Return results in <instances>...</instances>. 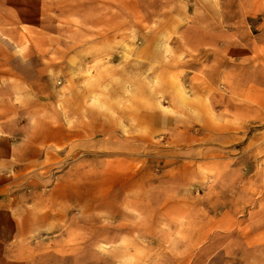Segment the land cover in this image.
Listing matches in <instances>:
<instances>
[{"label":"rangeland","instance_id":"374dc122","mask_svg":"<svg viewBox=\"0 0 264 264\" xmlns=\"http://www.w3.org/2000/svg\"><path fill=\"white\" fill-rule=\"evenodd\" d=\"M254 42L264 0H0V110L74 133L0 121V264H264V123L218 108Z\"/></svg>","mask_w":264,"mask_h":264},{"label":"crops","instance_id":"0c3cea01","mask_svg":"<svg viewBox=\"0 0 264 264\" xmlns=\"http://www.w3.org/2000/svg\"><path fill=\"white\" fill-rule=\"evenodd\" d=\"M243 45L233 46L228 53L229 67H226V80L227 87L232 86V92L229 91L228 93L227 107H218L228 112L229 123L231 120L238 122V124L236 123V125H239L236 128L238 130H245L248 126L264 123V43L254 42L249 47H247L248 45L243 47ZM213 75L214 72L212 71L211 76ZM32 81H26L30 91L32 90L30 86L33 83ZM235 85H239L242 88L241 91H236L237 87ZM20 88L25 91L24 85ZM37 92L33 91L31 94ZM37 95L36 100L38 99V101L48 100L49 98L43 96L42 90ZM34 99L33 97V103ZM20 106L10 108V113H12L9 117H7L8 112L6 110H0V121L9 126L21 125L18 132L24 133L25 147L35 149L61 148L66 146L67 141L73 138V131H70L64 125L65 123H60L59 118L52 121L50 115L43 114L42 110L44 108H40V105H37L40 107H36V109L26 107L23 108L24 110ZM54 115L58 116L57 110H55ZM256 129L258 135L249 139V143L245 147H253L257 144V146L259 144L264 146V135L261 134L264 133V126ZM246 142L243 141L244 144ZM247 157L243 156L244 159H247ZM253 160L254 163L260 162V159L257 160L255 157H253ZM198 221L199 218L195 219L194 226H201Z\"/></svg>","mask_w":264,"mask_h":264}]
</instances>
